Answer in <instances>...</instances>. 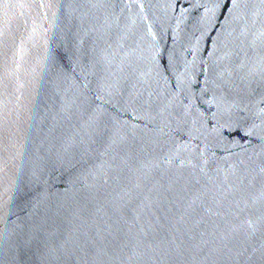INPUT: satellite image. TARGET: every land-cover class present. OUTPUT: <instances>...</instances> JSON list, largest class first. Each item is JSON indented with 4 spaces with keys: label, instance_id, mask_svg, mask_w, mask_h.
Instances as JSON below:
<instances>
[{
    "label": "water",
    "instance_id": "95a60500",
    "mask_svg": "<svg viewBox=\"0 0 264 264\" xmlns=\"http://www.w3.org/2000/svg\"><path fill=\"white\" fill-rule=\"evenodd\" d=\"M0 264H264V0H0Z\"/></svg>",
    "mask_w": 264,
    "mask_h": 264
}]
</instances>
